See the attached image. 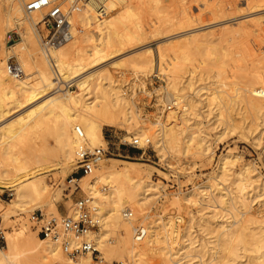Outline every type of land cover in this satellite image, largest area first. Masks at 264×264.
I'll return each mask as SVG.
<instances>
[{"label":"bare ground","instance_id":"obj_1","mask_svg":"<svg viewBox=\"0 0 264 264\" xmlns=\"http://www.w3.org/2000/svg\"><path fill=\"white\" fill-rule=\"evenodd\" d=\"M131 1L109 0L106 3L109 13L103 18H98L94 10L89 6L72 13L71 19L75 26L74 34L79 28L83 29L80 37L81 44L72 47L73 57L72 59L67 58L70 60L65 58V52L68 50L66 48L65 52L62 50L63 47L60 50L55 48L50 51L57 67L58 77L56 78L48 59L40 48L36 36V24L47 9L43 8L26 14L20 0H0V18L4 12L7 21L11 22L10 24L23 29L18 45L12 47L15 50L14 57L12 59L6 56L0 58V117L2 118L6 113L8 114L10 108L7 105L14 102V100L16 101L18 96L22 97L24 101H30L39 98L40 96L35 97L39 94L42 95L41 93L54 91L52 95L46 96L37 106L27 112L24 117L16 118L17 120L13 121L14 124L4 127L6 124H11L12 121H9L2 127L0 125V147L3 146L1 150L6 152L4 156V165L6 166L4 175L0 174V191L13 192V198L0 208V210H3V220L5 222H9L8 220L12 216L16 217L20 213L29 210L34 211L39 207L46 208L47 212H58L55 205L57 197L54 198L53 195H50V189L45 182V178L48 173L55 172L57 176L63 179L71 172L72 168L77 167L79 161H76V155L82 153L84 149H88L90 153H96V149L102 145L100 142L104 140L103 134H101L103 126L112 127L125 124L127 131L124 137L128 140L132 137H137L141 140L148 137L141 126L130 129L131 123L136 117L138 118V114L132 108V103L124 95L123 91L114 85V81H112L107 71H97V73L95 69V71L92 70L87 74L84 71L86 67L95 68L107 58L111 59L114 53H118L121 50L120 47L124 43L139 41L147 34V30L139 21H132L129 24L132 16L130 10ZM65 4L66 2L64 1L63 5L65 6ZM165 22L168 24L167 21ZM166 26L161 21L155 27L153 25L151 32L158 34L157 32L166 28ZM0 38L3 37L1 36ZM72 44L74 45L75 42ZM0 45L1 51L3 47L2 44ZM182 48L168 47L166 48L168 49L167 51L159 48L158 52L156 71H159L164 76L166 81L164 88L171 97V105L166 106V109L162 111L164 112V119L160 120L159 116L153 122L158 125L157 131L152 135L153 144L160 156L168 152L175 143L176 135L171 123L185 122L187 116L191 113L190 110H194L196 103L206 106L209 111H212L216 106V103H214L213 107L210 106L211 100L209 96L213 92L207 94L206 88L202 86L192 88L194 80L201 78L203 74L207 73V70L211 71V68H208L210 66V58L207 60L209 54L206 55V59H203L201 56L199 58V55L196 56ZM143 49V47L137 48L133 53L138 54ZM146 50L148 52V48ZM141 58L144 60L143 63H135L133 60L135 66H143L147 74L157 75L158 73L154 72L153 69L151 55L142 56ZM116 61H112L109 64L118 65ZM8 62L19 63L23 71L24 68L27 71L32 70L34 84L25 79L28 78L30 73H24L21 78L17 79L11 77L6 70ZM210 63L212 64V61ZM81 72L85 75L80 76ZM255 74L251 78V83L247 84V87L245 85V87L236 88L235 96L232 98L233 103H243L248 109L255 110L264 107V98L259 95L260 90L253 86V84H263L264 86V79L258 75L259 73ZM216 77L219 87H228L225 80L222 82L219 79L220 74L217 73ZM181 79L187 83L184 85ZM141 84L143 85V83ZM229 84L234 85L236 83L232 81ZM73 85L76 87L75 91L70 90ZM189 89H191V93H188ZM202 89H204L203 92ZM221 89L218 92H221ZM167 110L168 112H166ZM164 120L169 121L165 123ZM50 122L54 125L52 129L54 130L53 136H55L56 147L60 153L59 156H56V160H52L48 156H33L34 153L28 156L19 153L13 154L12 152L13 155L9 154L7 156V152L12 148H9V144L13 140L21 141L31 128L43 126ZM231 127L234 130L233 124H231ZM201 142L205 144L207 142L206 138H200L199 147L202 148L203 144ZM205 149H207V146H204ZM228 156V153L220 155L218 168L213 175L214 180L212 183L201 186L200 189L186 192L183 195L185 201L201 207L205 206V208L208 206H219V204L227 205V201L224 198L226 193H222L221 189L216 187V181L218 179L222 181V177H224L222 174L226 170L225 165ZM141 164L144 163L107 157L101 154L100 160L94 169L95 171L79 178L85 179L84 187L91 195L90 197L93 198L94 214L100 219L98 229L91 230L85 237L88 241L93 242L105 260L117 259L123 264L124 256L128 255V264H136L138 258L146 253H153L160 254L163 264H244L246 262L236 263L235 261L237 257L243 255L237 253L239 248L241 251L247 252L254 249L256 252L252 258L253 260H249V262L247 260L246 264H264V250H262L264 247V234L256 236L253 233L255 231L247 232L246 227L241 226L243 225L242 223L234 227L232 225L230 227L220 225L217 229L218 233L216 232L215 234H218L216 236L217 239L213 238L214 241L216 240L215 243L217 242L216 246H219H217L219 250L213 251L212 254H210L212 251L209 252L208 250L210 257L206 259L204 257L208 252L205 250L204 256L202 249L206 248H204L205 246L201 241L198 242L192 235L190 223L183 229L182 233L178 228H175V221L170 222L169 220L162 224L165 233L168 231L180 233L181 244L175 251H171L167 245H162L164 241L161 240L162 236H159V224L155 221L152 224L146 223L143 226L145 236L141 241H137L132 235L136 228L133 223L137 220L135 217H125L124 210L133 207L136 212H142L146 205L152 201L155 193L153 188L156 189L155 184L142 181L139 175L141 170H143ZM249 172L250 167L248 166L237 176L239 191L244 188L242 183L250 179ZM76 181H78V177ZM100 184L102 186L103 184L105 186L108 185L109 190L107 193L100 191L98 188L101 186ZM72 187L73 189L75 188L74 185ZM60 190L55 191L54 195H59ZM240 197L242 199L241 202H243V194ZM73 213V207L69 208L68 214ZM177 218L180 219V216ZM199 219L202 222L200 217ZM143 220L140 219L139 222L142 223ZM190 220H192V217ZM109 234H115V243L106 238ZM4 241L6 248L4 250L0 248V264H25V261H22L21 258L28 253L32 254L35 264H51V261H55L57 264H77L79 262L88 264L91 260L89 254L81 255L76 259L68 257L58 246L38 237L37 234L27 232L23 225L17 232L6 233ZM214 241L212 244H214ZM71 242H74V240L72 239ZM196 242L198 244H195ZM207 247H209L208 244ZM219 252L222 253L218 254V256L217 253ZM174 254L177 256L176 261H173Z\"/></svg>","mask_w":264,"mask_h":264},{"label":"rangeland","instance_id":"obj_2","mask_svg":"<svg viewBox=\"0 0 264 264\" xmlns=\"http://www.w3.org/2000/svg\"><path fill=\"white\" fill-rule=\"evenodd\" d=\"M29 1L20 0L22 7ZM130 10L132 16L129 24L132 21H139L147 30V32L145 31L147 34L139 41L124 43L120 47L121 50L112 55L113 58H107L106 62H102L95 68L86 67L84 71H86L85 74L92 70L95 71V69V72L107 71L112 81H114V85L123 91L132 103V108L138 114V118L134 117L130 129L132 130L138 126L143 127L146 136L151 139L153 145L143 155L139 150L123 145L122 141L128 139L124 137L127 126L122 124L112 127L103 126L101 134H103L104 140L100 142L102 145L96 149V153L107 157L143 162L144 164H141L143 170L139 174L142 181L156 185V189L153 188L155 193L152 201L146 205L142 212H136V209L129 207L132 211L131 217H135L137 220L133 223L134 226L143 229L146 223L158 222L159 236H162L161 240L165 243L162 245H167L171 251H175L181 244L180 233L169 231L165 233L162 224L169 220L170 222L175 221V228H178L182 233L183 229L190 223L192 235L198 242L201 241L205 246L204 248H206L202 249L204 256L208 250L209 252L212 251L210 254L219 250V246H216L217 242L215 243L216 240L214 241L213 238L217 239L218 234H215L218 233L217 229L220 225L226 227L232 225L234 227L242 223L241 226H245L247 232L255 231L253 233L256 236L264 234V107L259 110L248 109L243 103H233L232 101L236 88L239 89L245 87V85L247 87L256 72L255 75L259 73L258 75L264 79V0H132ZM219 11L220 13H218ZM3 14L4 12L0 18V35L2 33L1 36L3 37L0 38V44L3 47L0 51V54L2 53L0 58L6 56L12 59L15 51L12 47L18 45L23 29L10 24L11 22L7 21L6 14ZM161 21L168 27L166 26V28L157 32L158 34L152 33L153 25L155 27ZM82 32L83 29L79 28L72 40L56 48V50L63 47L62 50L65 52V48L68 49L65 52V58L72 59V47L81 44ZM73 42H75L74 45ZM140 47L144 49L140 53L134 54L133 51ZM168 47H183V50H188L187 52L196 56L199 55L198 57L203 59H206V55H210H208L207 60L210 58L208 68H211V71L207 70V73L203 74L201 78L194 80L192 88L202 86L206 88L207 94L213 92L209 96L210 106L213 107L214 103H216V106L212 111H209L206 106L196 103L194 110H190L191 113L187 116L185 122L171 123L175 130V143L168 152L160 156L153 144L152 135L158 129V125L153 122L159 116L160 120L164 119V112L162 111L166 109V106L171 105V97L164 88L166 86L164 76L156 70L159 50L167 51L166 48ZM147 48L148 52L150 50L149 53L146 50ZM150 55L154 72H157V75L147 74L143 66H135V63H143L142 56ZM133 60L135 63H133ZM112 61H116L118 65L109 64ZM24 73H30L28 78L25 79L34 84L32 70L27 71L24 68ZM81 73L80 76L85 75L83 72ZM217 73L220 74L219 79L222 82L225 80L228 87L218 86ZM230 81H234L236 84L231 85L229 84ZM181 82L184 85L187 83L182 79ZM253 86L260 90L259 95L264 98L263 84H253ZM74 89L76 90L74 85L70 87L71 91H75ZM141 89L144 92L138 93V90ZM219 89L222 91L218 92ZM46 93H41L42 95L39 94L35 97L40 96L39 98L30 101H24L22 97L18 96L16 101L14 100V102L7 105L10 108L8 114L6 113L2 118L0 117L1 127L9 121H12L11 124H6L4 127L14 124L13 121L16 118L24 117L27 112L37 106L46 96L52 95L54 91H46ZM188 93H191V89L188 90ZM164 121L166 123L169 120ZM231 124H233L234 130H232ZM53 128L52 122L31 128L21 140L22 142L13 140L9 144V148H12H10L11 153L10 151L7 152V156L17 153L31 156L34 153L33 156H48L52 160H56V156H59L60 153L54 140ZM201 137L207 140L205 144L201 142L203 144V146L201 145L202 148L199 147ZM204 146H207V149L204 150ZM2 148L3 146L0 147V174L4 175V168L6 167L4 156L6 152L1 150ZM132 150L134 152H131ZM92 153L88 149H84L82 153L76 155V161L78 162L83 156ZM226 153L229 156L225 165L226 170L222 174L224 177H222V181L221 179L216 181V187L221 189L222 193H226L224 198L227 205L222 203L223 205L206 206L207 208H205V206L201 207L185 201L183 195L186 192L200 189L201 186L212 183L214 180L213 175L218 168L220 155ZM248 166L250 167V179L242 183L244 188L239 191L237 176ZM74 168L76 169V167ZM74 168L63 179L57 176L55 172L48 173L45 178V182L50 189V195H53L54 198L57 197L55 205L58 212H47L46 208L40 207L34 211H41L46 216L50 214L63 215L69 213V208L72 207L70 205L74 199L91 196L84 187L85 179H79L82 176L81 174L72 175L78 177L77 182L81 189L74 190L72 185L69 188L71 183H68L67 179L75 171ZM133 176L136 177L135 174ZM100 185L98 187L100 191L107 193L109 190L108 185ZM57 190L61 191L60 194L54 195ZM241 194L244 196L243 202H241ZM12 198V191H0V208ZM59 206L64 209L63 212H60ZM29 212L32 211L20 213L16 217L12 216L8 220L9 222H5L3 220V210H0V228L3 236L6 233L17 232L22 225L27 232L36 234L32 223L28 220ZM200 212L202 213L199 214ZM178 216H180V219L177 218ZM191 217L192 220H190ZM140 219H144L142 223L139 222ZM132 235L136 238L134 232H132ZM106 238L115 243V234H109ZM213 241L214 244H212ZM207 244L213 250L207 247ZM0 248L3 250L6 248L4 239L0 241ZM262 250H264V247ZM209 252L206 253L205 257L203 256L205 259L210 257ZM221 253L219 252L217 255ZM237 253L243 254V257H237L235 259L236 263H247V260L248 262L253 260L252 258L256 254L254 249L246 252L239 250V248ZM31 255V253H28L21 260L25 261V264H35V259ZM176 259L177 256L174 254L173 261H176ZM106 260L108 262L118 261L117 259ZM194 260L196 261V259ZM128 263L129 257L126 255L123 258V264ZM51 264H55V261H51ZM136 264L163 263L160 254L146 253L137 259Z\"/></svg>","mask_w":264,"mask_h":264},{"label":"built area","instance_id":"obj_3","mask_svg":"<svg viewBox=\"0 0 264 264\" xmlns=\"http://www.w3.org/2000/svg\"><path fill=\"white\" fill-rule=\"evenodd\" d=\"M64 1L66 2L65 6L63 5ZM108 1L109 0H30L24 4L23 8L26 14L43 8L47 9L36 24V34L40 48L48 59L56 78L58 77L57 67L50 51L73 39L75 26L71 19L72 13L78 12L83 7L89 6L94 10L98 18H103L109 13L106 6ZM6 70L11 77L16 79L24 75L22 67L17 62H8L6 64ZM140 92L142 93L144 90H138V93ZM122 144L139 150L141 155L153 146L149 137L142 140L137 137H132L129 140H123ZM100 156L99 153H94L83 156L79 160L75 171L70 174V177L67 179V182L71 183L69 188L71 185H74V190L81 189L76 181L77 177H73L72 175H87L93 172L100 160ZM70 206L73 207V214H50L46 216L38 210L29 212L28 220L32 223V227L36 231L37 236L58 246L68 257L76 259L81 255L89 254L91 260L88 264H122L120 261H106L101 256L100 251L94 246L93 242L88 241L85 237L88 232L98 229L100 225V219L94 214L95 208L93 198L90 196L78 197L74 199ZM131 215V209L126 208L124 210V216L131 217ZM134 235L137 241H141L145 236V231L137 226L134 230ZM3 239V232L0 228V241ZM72 239L74 242H71ZM77 264L84 263L79 262Z\"/></svg>","mask_w":264,"mask_h":264},{"label":"crops","instance_id":"obj_4","mask_svg":"<svg viewBox=\"0 0 264 264\" xmlns=\"http://www.w3.org/2000/svg\"><path fill=\"white\" fill-rule=\"evenodd\" d=\"M131 152H134V151L132 150ZM59 210H60V212H63L64 211V209L61 208L60 206H59Z\"/></svg>","mask_w":264,"mask_h":264}]
</instances>
